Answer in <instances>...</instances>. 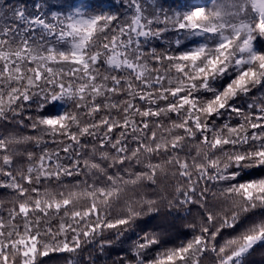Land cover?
Wrapping results in <instances>:
<instances>
[{"label":"snow or ice","instance_id":"obj_1","mask_svg":"<svg viewBox=\"0 0 264 264\" xmlns=\"http://www.w3.org/2000/svg\"><path fill=\"white\" fill-rule=\"evenodd\" d=\"M0 264H264V0H0Z\"/></svg>","mask_w":264,"mask_h":264},{"label":"trees","instance_id":"obj_2","mask_svg":"<svg viewBox=\"0 0 264 264\" xmlns=\"http://www.w3.org/2000/svg\"><path fill=\"white\" fill-rule=\"evenodd\" d=\"M11 198L12 193L10 192V190L0 189V200L4 201L7 204L8 200H10ZM204 264H210V258L206 259L204 261Z\"/></svg>","mask_w":264,"mask_h":264}]
</instances>
